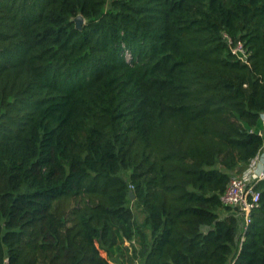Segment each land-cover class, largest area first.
Returning <instances> with one entry per match:
<instances>
[{"label":"trees","instance_id":"obj_1","mask_svg":"<svg viewBox=\"0 0 264 264\" xmlns=\"http://www.w3.org/2000/svg\"><path fill=\"white\" fill-rule=\"evenodd\" d=\"M263 114L264 0H0V264H264Z\"/></svg>","mask_w":264,"mask_h":264},{"label":"built area","instance_id":"obj_2","mask_svg":"<svg viewBox=\"0 0 264 264\" xmlns=\"http://www.w3.org/2000/svg\"><path fill=\"white\" fill-rule=\"evenodd\" d=\"M228 42L232 53L240 61L246 63L249 54L242 42L239 41L235 44L231 41ZM261 121L262 129L258 134L264 137V114ZM262 181H264V147L243 171L231 175L226 189L220 197L221 203L224 206L233 208L241 220L240 244L244 241L245 232L252 223L253 212L259 207L260 192L257 185Z\"/></svg>","mask_w":264,"mask_h":264},{"label":"water","instance_id":"obj_3","mask_svg":"<svg viewBox=\"0 0 264 264\" xmlns=\"http://www.w3.org/2000/svg\"><path fill=\"white\" fill-rule=\"evenodd\" d=\"M72 21L75 24V28L81 30L82 25L84 24V19L81 15H77L76 17L72 18ZM130 198L133 199L132 193H130Z\"/></svg>","mask_w":264,"mask_h":264},{"label":"rangeland","instance_id":"obj_4","mask_svg":"<svg viewBox=\"0 0 264 264\" xmlns=\"http://www.w3.org/2000/svg\"><path fill=\"white\" fill-rule=\"evenodd\" d=\"M124 56H125V58H126L127 61L130 60V54H129L128 51H126V52L124 53ZM242 171H243V170H242ZM134 213H135V215L137 216L138 223H142L143 220H144V216L141 214V212L138 211V210H135V209H134Z\"/></svg>","mask_w":264,"mask_h":264}]
</instances>
